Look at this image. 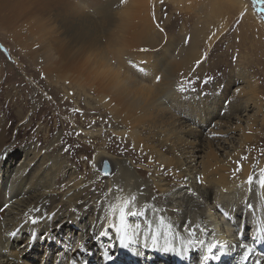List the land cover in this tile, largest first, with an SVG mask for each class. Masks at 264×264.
Instances as JSON below:
<instances>
[{
  "label": "bare ground",
  "instance_id": "6f19581e",
  "mask_svg": "<svg viewBox=\"0 0 264 264\" xmlns=\"http://www.w3.org/2000/svg\"><path fill=\"white\" fill-rule=\"evenodd\" d=\"M146 1L148 0H94L91 3V7L87 3V6L90 8L86 10L84 8H87V6H83L78 0H0V26L6 31V34L14 44L22 50L24 55L19 56V58H21L22 61L27 60L30 62V66L24 67V72L27 73L28 71H32L33 73H38L46 80V91L51 95V100H53L56 105L60 104L63 105L65 109L72 110V118L82 126L81 133L85 137V140L87 142L96 143V139L102 132L101 129H88L84 128V126L91 127L96 121L102 118H108L109 124L111 123L116 127H126L125 129H112L111 132L120 138L129 137V140L132 141L134 145L129 146L127 143L129 146L128 150L135 156V159L139 161L140 159L151 160L150 158H152L156 160L157 158L158 160L156 161H159L161 167L159 170L162 174V177H160L161 175H157V177L155 174H158L159 171L156 172L154 169L153 173L155 174L153 175L156 177L153 179L152 184L143 185L145 186V193L143 195L136 194L135 192H137V189H140L142 185L139 182H130L131 173L129 171V166H126L127 164L125 162L116 160L117 157L113 159L114 157L107 156L108 154H106V151L100 147L93 155L91 168L98 160L99 163L102 162L105 157H110L112 160L110 163L112 165V172L110 171V176L106 177V179L102 178L101 184H97V182L100 181L98 180L100 179L99 176H101L98 175L99 173L97 172L99 168L97 163L95 167L92 168L94 170V178L91 179V182L81 185V181H72L69 179L68 183H65L66 185L63 184L62 187L57 185V188L55 187L56 190L49 189L47 191V189L52 186L51 181L56 180V178L57 180L60 178L61 181H63L65 178L61 168H59L62 161L53 160L51 167L54 169L49 175H45L44 180L39 179L41 174H38V172L32 175L34 171L33 165L40 157L39 154L41 152L39 150L33 153L34 157H36L35 162L31 163V158L27 159L26 157L28 155H25L26 157L22 160V164L18 162L12 164L6 144L10 127V122L8 123L6 119L9 116L6 117L7 113H2V108L0 106V264H37L38 257H35V255L32 256V252L36 250V247L34 248V243L36 241L33 242L36 235L33 232L37 233L39 229L38 231L36 229L29 231L30 227L28 226H38L28 223V216L26 215L34 208L41 209L44 215L55 213V216L51 220L41 219L42 223L45 222L43 226L46 227L48 231L57 217L62 215L60 213H63V209L66 208L68 213V219H66L68 223L67 226L75 227L74 225H79L78 220L82 219V215L87 211L88 207L93 206L95 210L98 209L99 217H101V214L103 215L101 219L107 224V232L111 233V228L108 227L107 219L109 215V206L118 203L116 199L117 196H135L137 198L135 202L136 207L145 209L146 218L149 216L152 227L156 228L157 224L153 225L155 221L152 219L155 215L152 216V214H150L152 210H149V206L151 205L149 203L156 200L158 204L162 205L160 208H164L165 204L168 202V193L173 194L171 192L173 188L162 189L163 184H160L161 179L168 180L169 176L176 178L180 177L182 173H176L175 171L182 166L185 161L187 162L189 160V163L194 161V152L189 153L187 150L193 148L191 147L192 141L182 139L180 133L176 132V129H173L172 123L174 121L178 124L186 122L190 120L194 114L192 101H188L187 97L181 94V91H178V88L182 87V78L184 76L183 74L179 75L178 70H180L192 56L194 57L197 50L196 47H198L197 45L200 42L199 34H202L203 30L200 31L199 29L200 32H195L190 42L187 44H185L184 41L179 43L176 49L172 46L171 39L167 37L164 39V54H159V56L155 55L156 58L151 61L152 64H144L141 68L139 65L138 68V63L136 62V58H134L137 56L130 50H138L139 44L145 45L147 42H150L148 39L154 37L152 32L155 31V25L151 20L152 17L150 18L148 14V2L146 3ZM122 8L124 10H118ZM146 10L147 13L145 12ZM154 33L156 34V32ZM153 42H155V40ZM160 64L162 65V69L158 72V66H160ZM1 71L0 69V72ZM157 77L161 79L157 81ZM178 79H180L179 82H177ZM27 89H29V87H27ZM249 90H246V92H249ZM61 92L65 94V96H63V98L65 97L64 99L59 98ZM83 97L91 100L95 97V99H100L101 102L103 101L100 104L104 103V107L106 108L105 112H99V106H93L87 99L85 100L88 105L83 107L81 101L76 100L78 98L82 99ZM251 97L246 100L252 101ZM58 98L60 102H58ZM71 103H74V105ZM114 103L115 106L112 105ZM239 103H241V101H239ZM107 105L110 107L109 110L108 107H106ZM258 105L259 103L256 104L257 109L261 107V104ZM248 106L250 105H245L243 107L244 110H246ZM80 109H85V111L80 113ZM20 110L17 111L18 119L20 120L19 126L28 127L30 117L24 116ZM79 113L81 114L80 119H78ZM177 115H179L180 118ZM206 117L208 118V116ZM206 117L203 119L205 123L207 121ZM180 120H183V122H179ZM254 121V119L246 120L247 128H250ZM70 123L71 122L66 121L64 124L66 129L70 126ZM146 126L154 127L155 130L159 128V131L155 132L153 130L145 135L142 133V129L139 130V128ZM50 130H46V141L50 137ZM65 132L67 134L68 130ZM73 133L74 132L69 133L71 136L70 139H72ZM192 134V128H188L186 131L183 130V135L185 136L191 137ZM34 135H31L32 139L37 140L38 137L40 139V134ZM65 138L66 137L62 138L60 142H65ZM148 138H151V141L159 140L157 145L159 148H154L155 146L149 145L150 140ZM240 140V143H242L244 138L241 137ZM22 142H24V140ZM178 143L182 144L181 148L183 150L185 149V152L176 153L179 149ZM78 146L81 152L87 153L88 149L90 151V147H88L87 143ZM58 147L59 144H57L56 139L47 148L46 152L43 151V153H41L46 158V162L56 157L53 156V153L57 151ZM210 152L211 150L205 153V159L200 161V170H195L193 176L190 177L189 175H191L190 173L193 171L192 169H194L192 168L194 163L187 166L185 172L182 170L183 173L187 175L189 184H192L193 178L199 177L202 194H206L207 192L210 194L211 188L214 187L217 188L218 192L212 201L213 208L207 205V208L205 207V213L196 216L197 223H199L200 226H205L206 229L209 230L207 232L203 230L202 232V228L200 229L199 227L195 231V236L189 237L187 231L184 237L182 236V238H180L181 241L184 240L183 242L189 249V257L185 254V256L181 258H177L175 253L170 251V253H162L153 250H131V247L125 251H120L113 249V246H111L113 254L107 247L99 242H96L101 245L100 252L98 253L99 257L94 256L93 253L96 254V252L93 247L92 251L89 252L91 254H88L85 250V253L79 255V247H73L72 250H68L70 243L67 244V242H62L58 245H51V241L47 238L48 234H46V239L48 241H46L42 254L44 256L55 255L58 257L59 254H65L69 258L67 260L64 259V263L75 260L76 264H82L85 261H88L87 264H93V262L96 264H147L146 262L156 259L163 261L165 264H176L177 262H179V264H190L192 262L191 264H193L195 262L194 254L198 253L202 261L204 252L202 251V254L201 251L199 252L198 249L200 245L197 244L195 246V244H189L188 241L198 238L205 242H209V239H205L206 236L208 238L214 237L226 241L234 245L232 248H238L236 250L234 249V253H232L231 245L228 244V249L226 248V250L221 253V255H223L213 264H247L249 261L243 260V257L252 241H249V244L243 243V231L241 233L242 235L240 234L236 237L228 227H224L225 222L220 219V216L217 214L216 205L223 201H229L230 203L235 202L236 206L232 203L226 205L228 206L226 209L233 213H235L236 209L241 211L240 209L244 208V212L242 211L245 217L244 225L250 223L254 226L253 228H258L257 231L253 232V244L259 249L264 250V227L260 225L261 220H264V212L262 214L261 210L257 211V208L253 206V201L258 200L259 195L263 193L264 186L256 182L259 171L257 174H254V171L250 172L254 175L253 184L256 185V191L254 195L252 194L249 196L246 201L247 203L242 205L241 200L245 199L243 196L246 193L244 189H250L253 186V184L248 185L245 183L247 176L250 174L247 171V166H244V170L238 175L226 174L229 168L234 171V164H232L231 161L236 165L237 159L239 160L243 156L241 148L235 147L233 148V152H227L225 155L227 158L224 160L215 157V154L211 155ZM167 153L169 155L174 154V156H165L164 154ZM184 153L185 156H183ZM183 159H185V161H183ZM148 165H150V163ZM151 165L153 164L151 163ZM137 166L142 169L139 172L145 174L142 166ZM260 167H264V163L260 164ZM114 168L115 170L113 171ZM162 168L163 171L161 172ZM29 175H32V184L27 182L30 180ZM38 184L40 188H43L40 194V205L36 206L37 203H35L34 206L27 207L25 211L20 212L19 205L25 193L28 191L31 193L35 188H38ZM103 186H105L104 195L101 197L100 193L98 200L96 197L93 199L87 196L90 191H104ZM109 189H111V192H109ZM120 189L123 191H120ZM156 191H159V193L156 194ZM80 200L84 203L82 207L78 205ZM248 204L253 207L250 213L245 209V206ZM218 208L224 207L218 205ZM73 209H75V211H73ZM164 209L167 213L169 212L167 208ZM79 210L81 211L79 212ZM32 215L37 214L33 212ZM177 215H179L181 220L186 218L180 213ZM114 219L115 216L113 221ZM24 227H27L25 229L26 233H31V238L28 246H26L21 253L18 252V248L16 247L18 246L16 243L18 238H9L6 236V233L8 231H15L19 228L20 231L16 235L19 236L20 232L25 231ZM162 230L163 228L161 227L159 230V236L161 237H158V240L164 241V230ZM144 231L148 230L145 229ZM199 231L202 233L199 234ZM113 233L114 238H116L118 242L114 229ZM140 233L141 232L137 233V235L142 237ZM148 235L151 237V234ZM50 236L53 241L55 237L58 239L59 235L53 234ZM170 237L174 238V236L168 235L167 239H170ZM235 237L237 239H235ZM147 243H153L151 238ZM174 243L178 244V241L176 240ZM242 245H244L243 248L241 247ZM119 249H122V247H119ZM193 249L197 250L192 253L191 250ZM238 250L240 251L237 252ZM126 252L129 254L126 255ZM139 252L145 253L144 259L138 260L136 256ZM73 253L76 256L72 257L71 255ZM148 253H151L150 258L146 256ZM217 253L220 254L219 252ZM227 253L230 255H226ZM250 253L249 256H252V258L259 257L255 256L252 251H250ZM109 256H111L110 260H108ZM234 258L240 260L242 263L233 260ZM57 260L58 258L54 261V264ZM79 260L80 262H78ZM39 261L40 263L38 264H43L42 258H40ZM104 261L105 263H103ZM155 264H160V262H156ZM206 264H209V261H207ZM259 264L264 263L261 261Z\"/></svg>",
  "mask_w": 264,
  "mask_h": 264
},
{
  "label": "rangeland",
  "instance_id": "374dc122",
  "mask_svg": "<svg viewBox=\"0 0 264 264\" xmlns=\"http://www.w3.org/2000/svg\"><path fill=\"white\" fill-rule=\"evenodd\" d=\"M78 1H80L83 6H87L88 3L91 7V3L94 0ZM146 3L148 4V14L150 15V18L152 17L151 20L155 25L154 32H156V34L152 32L154 37L152 39H148L150 42H147L145 45L139 44L138 50H130L133 51L132 53L137 56L134 58H136L138 68L139 65L141 68V66L144 64H152L151 61L156 58L155 55L159 56V54H164V39L167 37L171 39L172 46L174 49H176L178 44L182 41H185L186 38H190V42L195 32L199 31V29L200 31L203 30V33L199 34L200 42L197 45L198 47H196L197 50L194 57L192 56L191 59L187 61L180 70H178L179 75H184L182 78V87L184 91L181 92V94H184L188 101H192L194 114L192 118L186 122L180 120L179 122L183 123L178 124L175 121L172 123L173 129H176V132L180 133L182 139L192 141L191 147L193 148H191V150L190 148L187 150L189 153L194 152V161L189 163V160L186 162L185 159H183V161H185V163L182 164L183 168L180 166L175 171L176 173H182L180 177L176 178L169 176L168 180L161 179L160 184H163L162 189L173 188L174 190L171 191L173 194L168 193V202L164 206V208L169 210L168 213L164 208H160L162 205L158 204V201L152 199L153 202L149 203L151 204L149 206V210H152L150 214H152V216L155 215L152 218L155 221L154 223L152 222L153 225H158V218L163 219L165 221V227L167 225L171 226L169 235L174 236V238L170 237V239H167V244H165L162 240H158V244L147 243V241H149L151 238L148 234H151L152 230L146 225V222L151 221H149L150 217L148 216V218H146L147 215H144V218L134 217L130 219V222H139L141 224L142 227L140 234L142 237L136 234L137 239L135 238L136 240L133 241L134 245L131 243L129 246L119 249L121 246H118L119 244L116 241V238L113 236L114 228L110 229L111 233L107 232V224H105L101 219L103 217L102 214L101 217H99L98 209L95 210L93 206H89L87 211L82 215V219L78 220L79 225H74L75 227H71L67 226L68 223L66 219H68V213L67 209L65 208L63 209V213H60L62 215L57 217L48 231L46 230V227L43 226V223L45 222L42 223V221H40L38 224H35L38 227L28 226L30 227L29 231L32 229H36L38 231L39 229L37 233L33 232L36 235L33 240V242L36 241L34 243V248L36 247V250L32 252V256L35 255V257H38L37 264L40 263V258L43 259V264H54V261L57 258L58 260L55 264H68V261L64 263V259L67 260L69 258L65 254H59V257L55 255L44 256L42 254V250L44 249L46 241L48 240L51 241V245H58L62 242H67V244L70 243L68 250H72L73 247H79L80 244H83L88 254H91L89 252L92 251L93 247L94 251L96 252V254H93L96 257H99L98 253L101 249L100 244L107 247L111 252V246H113V249L120 251H125L131 247V250H153L155 252L162 253L174 252L177 258H181L185 256V254L187 257H189V249L183 242L184 240L181 241L180 238H182V236L184 237V234L187 233L188 228H194L195 225H199V223H197L196 216L205 213L207 205L208 207L213 208L212 201L218 192L217 188L214 187L211 188L210 194L209 192L202 194V190H200L201 181L196 177L193 178L192 184H189L187 175L183 173V171L185 172V168L191 165V163H194L195 166L193 165L192 167L194 169H192L193 171H191V175H189L191 177L194 175L193 172L195 170H200V161L205 159L204 156L206 152L208 153L211 150V155L215 154V157H219V159L224 160L227 158L225 156L226 153L233 152V148L235 147H240L243 156L248 157L247 160L240 161L242 165V171L244 170V166H247V171L249 173L254 171V174H257L261 168L260 164L264 163V154H262V152H264V13L259 12L258 7L253 5L252 0H148ZM90 7L87 6V8L84 9L88 10ZM118 10L124 9L122 8ZM147 10L145 11L146 13ZM209 36H212L211 40H209ZM154 40L155 42H153ZM142 49H145L146 51H142ZM22 55H24L22 50L14 44V42L6 34V31L0 26V69L2 70L0 72V106L2 108V113H7L6 117L9 116L6 119L8 120V123L10 122L8 140L6 144L8 146V155L11 157L10 161H12V164L17 162L22 164V160L24 157H26L25 155H28L26 157L27 159L31 158V163L35 162L36 157H34L33 153L36 150H39L41 153H43V151L46 152L47 148L54 142V140L57 139V144H59V147L57 151L53 153V156L56 157L49 159L48 162H46V158L40 153V157L33 165L35 172L33 171L32 175L38 172V174H41L39 179L44 180L45 175H49L54 169L51 167L53 160L62 161V164L59 168H61L65 178L63 181H61L60 178H58V180L57 178L56 180L53 179L54 181H51L52 186L49 187L47 191L49 189L56 190L55 187L57 185L62 187L63 184L66 182L68 183L69 179L72 181L79 180L81 181V185L91 182V179L94 178V170L92 169L93 167L91 168V161L95 151L100 147L106 151V154H108L107 156H112L114 157L113 159L117 157L116 160L125 162L127 164L126 166H129V171L131 173L130 182H139L142 185L140 189H137V192H135L136 194L138 193L143 195L145 193V186L143 185L152 184L153 179L157 175H161L160 177H162V174L159 170V168H161L159 161H156L158 159L156 158V160H154L150 158L151 160H136L135 156H133V154L128 150L130 145H134V143L129 140V137L126 136L120 138L111 132L112 129H125L126 127H116L111 123L109 124L108 118H102L101 120L96 121V123L92 124L91 127L84 126V128L88 129H101L102 132L96 139V143L87 142L81 133L82 126L78 122H75L72 118V110L65 109L63 105L60 104L56 105L54 104L53 100L50 99L49 101L47 98L51 95L46 91V80L38 73H33L32 71H28L27 73L24 72V67L30 66V62L27 60L22 61L21 58H19V56ZM202 57L207 58L204 59L202 65L197 67L196 61L202 59ZM158 68V72H160L162 65L160 64ZM179 81L180 79L177 80V82ZM247 86L250 88V90ZM27 87H29V89H27ZM246 90H249V92H246ZM63 96H65V94L61 92L59 98L64 99L65 97L63 98ZM249 97H251L252 101L246 100ZM59 98L58 102H60ZM85 99L89 100V103L93 106H99V112H105V105L104 103L100 104L103 102H101L100 99L97 100L95 97H93L91 100L89 98L83 97L82 99L78 98L76 100H80L81 105L85 107V105H88ZM239 101H241L242 105L239 103ZM243 102L246 103L244 104ZM74 103L71 104L74 105ZM255 103H259V105L261 104V107H258L257 109ZM112 105L115 106V103ZM245 105L250 106L244 110L243 107ZM106 107H108V110L110 109L109 105ZM18 110L22 111L24 116L26 115V117H30L28 127H21V125L19 126L20 120L18 119L17 115ZM84 111L85 109H80V113ZM177 116L179 117V115ZM206 116H208V118ZM80 117L81 114L79 115L78 119H80ZM205 117L207 120L206 123L203 122ZM248 119L255 120L250 128H247L246 126V120ZM66 121L72 123H70V126H68L67 129L64 125ZM187 127L192 128L193 134L191 137L183 135V130L186 131L188 129ZM141 129L142 133L145 135L153 130L155 132L159 131V128L155 130L154 127L149 126L139 128V130ZM46 130L51 131L50 137L47 141L45 138ZM66 130H68L67 134L65 132ZM71 132H74L72 139H70L71 136L69 135ZM77 133H79V135H77ZM34 134H40V139L39 137V140L32 139L31 135ZM64 137H66L65 142L61 143L60 140ZM241 137L244 138L242 143H240ZM148 139L150 140L149 145L155 146L154 148H159L157 146L159 140L151 141V138ZM23 140L24 142H22ZM86 143L88 147H90V151L88 149L87 153L81 152L78 145ZM177 145L179 149L176 151V153H183L186 151L185 149L183 150L181 148L182 144L178 143ZM67 147L68 151L65 152V148ZM164 155L166 156L169 154L167 153ZM170 155L174 156V154ZM183 156H185V153ZM85 157H87V159H85ZM239 160L237 159V161ZM105 161L108 163L107 167H105ZM111 162L112 160L110 157H105L100 163L99 160L97 161L98 164H96L97 166L99 165V168L96 170L99 173L98 175H101L99 176L100 179H98L100 181L97 182V184L102 183V178L106 179V177L103 175V172L110 171L112 167L110 164ZM149 163L150 165H148ZM151 163L154 166L151 165ZM231 163L234 164V171L228 167L229 170L226 172L228 175L234 174L235 168L237 166V162L236 165L233 161H231ZM137 165L142 166L145 174L139 172L142 169ZM101 169L103 171H101ZM154 169L156 172L159 171L158 174L153 173ZM114 170L115 168L113 171ZM162 171L163 168L161 169V172ZM32 175H29L30 180L27 181L31 184L33 183L31 179ZM109 176L110 175L107 177ZM256 180V182L259 183V176ZM39 184L37 186L38 188H35L33 191H31V193L30 191L25 193L24 197L22 198V202L19 205L20 212L25 211L27 207L29 208L34 206L35 203H37L36 206L40 205V194L42 193L43 188H40ZM104 187L105 186H103V189ZM244 190L246 192V196L244 195L243 197L245 199L241 200L242 205L247 203L246 201L248 200L249 196L252 194L254 195L256 191V185L253 184L250 189ZM102 191L103 190H101V192L90 191L88 192L87 196L93 199L96 197L98 200L99 194L101 193L102 197V195H104L105 189L103 192ZM155 193L157 194L159 191H156ZM231 203L229 201H223L216 205L217 214L220 216V219L225 222L224 227H228L229 230H231V232L236 235V237H238L243 231V243L249 244V241H252L249 248L251 249L252 253L255 254V256L259 257L252 258V256H249L251 254L249 252L247 259H243L249 261L247 264H259L261 261L264 263V250L259 249L255 244H253V232L257 231L258 228H253L254 226H252L250 223H246V225H244V208H241V211L236 209L235 213L226 209L228 208L226 205ZM83 204L84 203H82L81 200L80 203H78L79 207H82ZM232 204L236 206L235 202ZM218 205H221L224 208H218ZM253 206L257 208V211L261 210L263 214L264 191L261 195H259L258 200L253 201ZM251 207L252 206L248 204L245 206V209L250 213L253 210V207L252 209ZM80 211L81 210H79V212ZM179 213L186 218L181 220L179 215H177ZM263 224L264 220L262 219L260 225L264 227ZM57 225H59V227H57ZM165 227H162L164 231ZM199 227L200 229L202 228V232L203 230H206V232L209 230L202 225H199ZM26 228L27 227H24V230ZM145 229L148 231H144ZM160 229L161 227L159 230ZM196 229L197 228H195V231ZM102 231L104 232L103 236L100 235V232ZM202 232L199 231V234ZM30 234V232L26 233L25 230L20 232L19 236H15L18 238V240H16L18 252H21L26 246H28L29 240L31 238ZM46 234H48V240L46 239ZM53 234L57 236L59 235L58 239L55 237V239L52 241V237L50 235ZM236 237L235 239H237ZM197 239L198 238L192 240ZM205 239L211 240L212 238L205 236ZM163 240H165V238H163ZM176 240L178 241V244L174 243ZM96 242H99L100 244ZM228 244L230 243L227 242V249ZM196 245L197 244H195V246ZM233 246L234 245H231L232 253H234V249H238L232 248ZM85 250L82 253L79 252V255L85 253ZM196 250L197 249H193L191 251L193 253ZM198 250L199 252L201 251V254L202 251L205 253L203 246H199ZM239 251L240 250L237 252ZM125 254L127 255L129 253L126 252ZM150 255L151 253L146 254L147 258H150ZM222 255L220 253L218 254V258L208 260L209 264L215 263ZM226 255L230 254L227 253ZM71 256L73 257L76 255L73 253ZM136 257L138 260H142L145 257V253L139 252ZM194 257L195 262L193 264H200L201 256L197 253L194 254ZM233 260H237L238 263H242L238 259L234 258ZM78 262H80V260ZM156 262L165 264L163 261L158 259L150 262L148 261L146 263L155 264ZM103 263H105V261ZM93 264L96 263L93 262ZM176 264H179V262Z\"/></svg>",
  "mask_w": 264,
  "mask_h": 264
},
{
  "label": "snow or ice",
  "instance_id": "6c2138e0",
  "mask_svg": "<svg viewBox=\"0 0 264 264\" xmlns=\"http://www.w3.org/2000/svg\"><path fill=\"white\" fill-rule=\"evenodd\" d=\"M253 5L258 7L259 12L264 13V0H252ZM214 35V34H213ZM190 38H186L185 39V44H187L189 42ZM212 39V36H209V40ZM142 51H146L145 49H142ZM207 57H202V59H199L196 61V65L197 67H199L200 65H202L204 59H206ZM161 78L157 77V81H159ZM206 82V81H205ZM178 91L183 92L184 89L183 87H179ZM49 100L51 99V97H47ZM78 111V110H77ZM77 135H79V133H77ZM68 149L65 148V152H67ZM262 154H264V152H262ZM85 159H87V157H85ZM248 157L247 156H242L240 158L239 161H237V166L235 168V174H239L242 171V165L241 162L242 160H247ZM108 166L107 161H105V167ZM93 167H95V165L93 164ZM255 167V166H254ZM101 171H103L101 169ZM103 175L105 177H107L109 175L108 172H103ZM259 184L261 186H264V167H261L259 169ZM199 179V177L197 178ZM254 182V175L253 174H249L247 176V179L245 181L246 184L248 185H252ZM120 191H123L122 189H120ZM109 192H111V189H109ZM118 203L117 204H113L109 206V215H108V227L109 228H114L115 233H116V237L118 240V243L121 247H126L129 246L131 243H133V241L135 240V236L137 233H139L141 231V224L139 222H130V218L132 217H143L145 215V209L144 208H137L136 207V197L135 196H131V197H120L117 196L116 197ZM73 211H75V209H73ZM35 212L37 215H32V213ZM113 214L115 216V219L113 221ZM28 216V223H31L33 225L39 223L41 221V219L43 220H51L53 219V217L55 216V213L53 214H49V215H44L41 212V209L39 208H34L32 210L29 211V213L26 214ZM146 225L148 228H151V240L153 243H157L158 241V236L160 235L159 233V228L160 227H165V221L163 219L158 218V225L156 228H153L150 222H146ZM57 227H59V225H57ZM170 225H167L165 227V231H164V243L167 244V236L170 234ZM195 228H199V225H195L194 228H188V235L189 237H193L196 235L195 232ZM20 229L17 228L15 231H8L6 233V236L9 238H13L15 237L18 233H19ZM100 235L103 236L104 232H100ZM189 244H198L200 246L204 247L205 250V254L202 257V261L201 264H206V262L208 260H212V259H216L218 258V254L217 251L219 253H223L226 248H227V242L223 241V240H219L216 238H212L209 242H205L202 239H197V240H192L190 239L188 241ZM242 248L244 247V245L241 246ZM84 246L83 244H81L78 248V251L83 252ZM251 249L247 248L245 253H244V259H247V254L248 252H250ZM111 259V256L108 257V260ZM68 264H76L75 260H70L68 262Z\"/></svg>",
  "mask_w": 264,
  "mask_h": 264
},
{
  "label": "water",
  "instance_id": "95a60500",
  "mask_svg": "<svg viewBox=\"0 0 264 264\" xmlns=\"http://www.w3.org/2000/svg\"><path fill=\"white\" fill-rule=\"evenodd\" d=\"M111 168H112V167H111ZM110 171H111V169H110ZM110 171H108L109 175H110V173L112 172V171H111V172H110Z\"/></svg>",
  "mask_w": 264,
  "mask_h": 264
}]
</instances>
